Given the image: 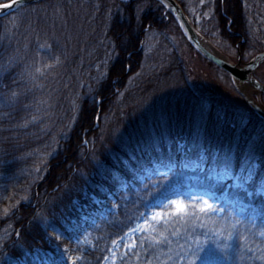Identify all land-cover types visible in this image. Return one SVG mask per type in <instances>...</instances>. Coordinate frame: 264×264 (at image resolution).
<instances>
[{"label":"trees","instance_id":"obj_1","mask_svg":"<svg viewBox=\"0 0 264 264\" xmlns=\"http://www.w3.org/2000/svg\"><path fill=\"white\" fill-rule=\"evenodd\" d=\"M88 1L97 11V26L79 27L82 33L78 34L90 31L98 35L105 31L108 41L100 46L109 51L97 68L90 54L85 57L76 54L80 46H71L67 31L61 29L52 35L54 39L48 38L51 42L47 44L63 53L68 47L67 55L70 50L75 55L66 58L58 70L35 73L36 67L52 61L47 49L40 50L38 45L46 44L42 29L56 16L45 12L46 9L40 13L37 7L29 5L0 17V97L13 91L20 93L15 104L0 103V235L4 230L9 234L0 243V264H17L28 250L50 248L47 233L53 228H46V224L61 229L66 237L63 241L72 238L65 217L80 220L76 199L88 201L93 194L107 200L111 195L118 204L107 219L95 224L96 244L82 253L84 264H101L111 241L122 236L141 213L157 206L163 188L176 181L182 188L207 186L206 174L220 170L218 163L225 153L239 171L254 148L252 159L257 167L249 189L264 180V119L249 107L192 86L186 57L177 50L167 52L168 58L162 62L155 59L162 68L160 71L132 81L151 62L142 46L149 32L163 33L173 26L181 28L163 2L109 0L111 5H106L102 0L98 7L96 1ZM180 1L187 9L188 2ZM197 1L194 0L195 4H199ZM205 3L204 13H211L207 35L214 42L217 36L239 50L242 58L249 59L257 49L252 28L260 34L257 35L260 44L264 42V0H205ZM257 14L261 20H257ZM58 35L63 39H55ZM28 72L36 76L34 81ZM172 73L181 80L182 98L173 94L160 104L146 101V94L158 87L159 79ZM32 116L38 119L31 120ZM181 144H185L189 155L195 157L204 150L206 157L198 162L189 157L182 160ZM159 165L173 169L170 180L158 177L161 187L160 184L154 187L148 179L144 182L138 179L146 170L154 176ZM194 173L200 177L190 176ZM253 196L264 213V196L257 193ZM5 207L10 208L7 216L2 214ZM173 227L181 225L177 222L168 231ZM156 228L164 231L162 225ZM245 228L242 226L239 231ZM77 229L81 232V222ZM76 230L74 233L78 234ZM17 231L22 234L20 238L15 235ZM144 238L147 248V235ZM217 241L223 242L224 238L218 237ZM183 242L173 238L172 246ZM229 243L232 246L224 251L211 245L210 258L215 264H264L242 259L250 253L238 238ZM259 244H264V240L255 237L248 247ZM160 251L166 252L167 246L162 245L156 252L136 247L116 264H145L146 258L151 259Z\"/></svg>","mask_w":264,"mask_h":264},{"label":"rangeland","instance_id":"obj_2","mask_svg":"<svg viewBox=\"0 0 264 264\" xmlns=\"http://www.w3.org/2000/svg\"><path fill=\"white\" fill-rule=\"evenodd\" d=\"M94 1L98 3L97 6L101 5L102 3V0H94ZM185 1L186 3L188 2V7L187 9L183 7L184 11L186 9L188 13L187 14L185 11L186 15H188L189 20L193 23V25H195L198 32L202 34L203 37H206L207 39H209L214 43L213 45L219 50L220 52L219 54L221 56H224L230 59L231 61L236 62L239 58V54H240L239 50L237 51V49H235L229 43L227 44L223 42L217 36L215 37V42L217 41L218 44H216L214 40H212V36L207 35L210 34L209 16L211 13L209 11L207 12L208 15H205L204 13L205 11H203L204 9H206L204 8L206 4L205 0L203 4H201L200 0L197 1L199 2V4L197 3L195 4L194 0H185ZM103 2L104 3L106 2L107 3L106 5H111V1L109 0H104ZM95 4L96 3H94V5ZM92 5L93 4L88 0H62V1L60 0L57 2L55 0H49V1H45L44 3H38L32 6L37 7L40 13H41L40 10L46 9L45 12L48 11L50 14L56 16L54 18L55 20L51 21L49 25L48 24L45 25L44 30L42 29L41 35L43 38H46L47 40V42H45L46 44L51 42V39L48 38L54 39L52 35L58 33L61 29H63V31H67V35L69 36V39L71 41L70 45L72 46L74 44L80 46L76 49L75 51L77 52L76 54L80 53V55L83 57H85L87 54H90L92 59L91 62L94 64V68H97L100 66L102 59L106 57V55H108L107 51H109V49L102 50V48H100V46L102 47V44L108 42L105 39V34H106L105 31L104 33L98 35H95L90 31L86 33L84 32L81 35L78 34L79 32H81L79 27L89 28V27L97 26L95 25L96 23L95 16L98 17V15L96 9L91 8ZM202 6L204 9H202ZM257 6H260V2L258 3ZM91 13L93 14L91 15ZM65 17H68V21L66 20ZM257 20H261V16H258V14H257ZM178 23L181 26V28L179 27V29L173 26L171 29L168 28L166 32L155 33V34L153 33L149 35L147 40L144 42L143 48H145L146 53L148 54L147 60L148 61L151 60V62L150 63L148 62V64L144 65L142 67L140 74L136 73L132 81L140 79V77H143L146 74L147 75L151 74L156 70L160 71L162 68L161 66H159V64H157L155 59L161 60L162 62V60L168 58L166 54L167 52H171V51L175 52V50H177L181 56L186 57L187 71H188L187 73L189 74L188 79L192 86H194L198 90L208 91L210 94L218 93L219 95H222L223 98H226L227 100H231L237 105L246 106L247 102L238 92L237 85L233 77L218 65L211 64L208 61L209 59H207L201 53L202 51L197 46L195 47L191 43L188 35L185 32V29L182 28V25L179 21ZM252 29L254 31V35L257 38V49L254 51H256L255 53H258L261 50H264V42L260 44V39L257 36L260 34H258L254 28ZM78 35L80 36L78 37ZM150 36L153 38H151ZM60 37L61 35H58L57 37L55 36V39H59V40L63 39ZM162 37L164 38L163 40ZM100 42L102 43L100 44ZM190 43L192 44L193 47L190 45ZM158 47L159 50L156 51ZM167 47H169L170 50H167ZM162 49L164 50V52L162 51ZM54 50L56 51L54 52ZM47 51H48V56L53 57L52 61L48 62V64H53L56 57H59V61H60L59 64L55 65L53 68L49 70L51 72L61 68L64 65V61L66 58L68 59L69 57L75 55V52L71 50H70V54L67 55L69 51L68 47L67 49H65L66 55L62 51H58L57 49H55L53 46L51 47L50 50L47 49ZM246 60H248V58L244 56L243 61ZM255 76L259 81L264 82V62L261 63V65L259 66L257 73H255ZM145 78H148V76H145ZM43 84L46 86L47 81L45 80V83ZM157 85H158L157 88L155 86L156 89L146 94L145 96L146 101L151 102L152 100H154L153 102L160 104L165 100H169L170 99L169 97H171L173 94H177L179 98H182L180 92L183 90V85L181 83L180 78L177 77L175 73L161 77ZM254 94H256L257 96H261V99L263 100V104H264V96H262L263 94L261 95L258 92V90H254ZM45 100L49 103L47 99ZM157 107L160 108L162 107V105H158ZM204 154H205L204 151H202L197 158L198 159L203 158ZM256 167L257 165L255 164V169ZM166 170L167 168H164L163 166L159 165L156 167V173L154 176H150V170H146L144 173H140L138 175V179H140L142 182L148 179V182H150L154 187L157 186L158 184H160L161 187L162 183L158 180V177L161 176L158 175L157 173L158 171H166ZM217 171L219 170L218 169L213 170L212 172L206 174L207 186L199 185V187H190V185H188L183 190L179 181H176L174 183H171L170 187L163 188L162 193L157 197L159 198L157 204L161 206L160 210H162L165 213H168L170 211V209H168L167 207H163V205L166 204L165 198L174 199L176 194H181L182 197L187 202V197L189 193L196 196V195H202L203 194L202 190H209L210 192L214 190L215 200L219 201L221 204L223 203L224 199H233V200H238L239 203L243 205L242 208H240L238 205L236 211V217L238 219H242L245 221L243 226L257 232L264 229V213L259 203L254 201L255 197L253 195L246 197L242 192H238L237 189L229 188L228 185L231 184V181H228V183L223 187L216 186L214 182L208 179V177L210 174ZM190 176H194L198 178L200 177V174L194 173V174H190ZM204 182L202 184H204ZM249 191H253V190L249 189ZM259 195L264 196V194L257 193V196ZM89 199L90 200L88 201L80 200V199L75 200V206H76V210L80 214V220L76 218L72 220H68L69 217L66 216L65 217L66 219L65 224L67 225L66 229L73 232V237L68 238V241L65 242L63 240L66 237L63 234L62 240L59 241V243H61L62 245H67L70 249H76V248L82 249L83 250L82 253L89 248H93L96 244L97 235L94 231L95 224L99 223V221H101L103 218H107L110 215V213L115 211L117 208L116 199H113V202H111L105 199H101L97 195H93V194L89 196ZM111 199L112 198H110V200ZM93 203H96L97 206L93 205ZM153 208L156 207H150L144 213L147 214ZM139 217L136 219L132 227H134L136 223L141 222L139 220ZM249 218L254 219L255 228H253L251 224L247 223ZM79 222H81V232H79L77 229L79 226ZM149 222L151 223V221ZM157 226L158 225H154V227ZM75 230L78 234L74 233ZM59 231L62 233L61 229H59ZM84 233L90 234L86 237L87 241H89L90 243H84L85 240ZM139 235L140 233H137L134 236H129L128 239L124 240L123 242L118 240L117 242L120 245L119 248L114 247L110 243V247L106 255L110 257V259L108 261H105L104 259L101 264H116L117 261L123 257L122 253H127L133 249V248H125L124 245L131 244L133 241L137 243L136 239ZM77 239L81 240V243L79 245H77ZM55 243L57 242L53 241V245ZM53 245L50 248L42 247L40 249H42V251H46L48 253V257L55 259L57 261V264H63V262L60 261L59 252L55 250ZM113 252H115L116 255L115 261L111 260V255ZM73 254L76 253L72 251L69 252V255H73ZM17 264H35V261L32 260L31 256H28V257H23L20 260V262Z\"/></svg>","mask_w":264,"mask_h":264},{"label":"snow or ice","instance_id":"obj_3","mask_svg":"<svg viewBox=\"0 0 264 264\" xmlns=\"http://www.w3.org/2000/svg\"><path fill=\"white\" fill-rule=\"evenodd\" d=\"M163 2V0H162ZM201 4L204 0H200ZM17 5V0H6L4 3H0V10L12 8ZM208 15V13H205ZM49 44H40L38 48L40 50L51 49ZM39 55V52L37 53ZM38 63V61H37ZM59 57L55 58L53 64L45 63L42 67H36L35 73H42L44 70H50L55 65L59 64ZM31 80H35L36 76L32 72L27 73ZM257 87H260L257 82ZM20 93L15 91L11 92L6 97H0V103L7 106H11L18 101ZM38 117L32 116L31 120H36ZM27 123V121L25 122ZM254 148L250 151L248 160L245 166L237 171L228 153H225L223 159L219 161L217 172L209 175L208 179L218 187H223L231 181L228 185L229 188H235L238 192H242L246 197L252 196L256 193L264 194V182L259 183L257 187L253 188V191H249V187L252 186V182L255 179V164L253 162ZM167 167V166H166ZM184 167H188L187 164ZM196 167H200L199 164ZM173 172L172 167H167L166 171H158V175L164 178V180H170V174ZM202 195H192L189 193L187 202L181 194H176L174 199H167L166 204L163 207L170 209L168 213L163 212L160 205L151 209L147 214L141 213L138 222L134 227L128 228L127 232L123 236L118 237L111 241L112 245L119 248L118 240L123 242L128 239L129 236H134L137 233L141 234L140 242L137 245L135 241L131 244H125V248L140 247L145 252L148 249H152L156 252L162 245L167 246V251H160L154 255L151 259H147L145 264H215L214 260L210 258L211 245H215L217 249L224 251L230 248L232 245L229 243L234 238H238L243 242V246L247 248V255L242 259L259 260L264 262V244H259L254 247H248L250 241H254L255 237H259L264 240V229L260 231L249 232L247 228L243 231L239 229L244 225L245 221L236 217L237 206L243 207L238 200L224 199L221 204L215 200V191L202 190ZM11 208H15L16 205H11ZM10 208L5 207L2 211L4 216L9 214ZM147 217V218H145ZM216 219H213V218ZM151 221V223L149 222ZM177 222L181 225L180 228L173 227L171 231H168L169 227L175 225ZM255 228V222L253 218H249L247 221ZM154 225H162L164 231H160ZM211 225V227H209ZM45 227H52L53 231L48 232L49 244L53 245V241H56L53 245L55 250L60 254V261L63 264H84L85 257L82 254V249H70L67 245H62L59 241L62 240L63 234L56 229L54 225L46 224ZM7 230H4L3 235H0V243H3L8 237ZM16 237L22 236L21 232H15ZM89 233H84V243H90L86 237ZM145 235H147V248H145ZM223 237V242H218L217 238ZM173 238L176 240L183 239V244L176 243L173 247ZM19 243V241L14 242ZM81 243L80 239H77V245ZM19 247L23 248V244H19ZM72 251L76 254L69 255ZM259 253V255H257ZM127 253H122V256ZM25 257L31 256L35 264H57V261L48 257L46 251H42L40 248H36L34 251L28 250L24 253ZM137 259H139V253H136ZM105 261H108L110 257L105 256ZM115 252L111 255V260L115 261Z\"/></svg>","mask_w":264,"mask_h":264},{"label":"water","instance_id":"obj_4","mask_svg":"<svg viewBox=\"0 0 264 264\" xmlns=\"http://www.w3.org/2000/svg\"><path fill=\"white\" fill-rule=\"evenodd\" d=\"M32 1L39 0H17V5L23 2ZM164 1L168 3L169 10L176 14L183 29H185L186 34L193 42V44H195L206 57L220 65L232 75L239 91L245 96V98L251 103V105L264 116V107L256 101L251 93L252 88L264 92V83L260 82L254 76V72L257 67L262 62H264V52L258 53L247 62H242L241 60H239L237 63L231 62L227 58L221 56L218 50L213 46V44L195 29L188 16L186 15L182 5L177 0ZM12 8L0 10V14L5 13ZM257 82L259 83L260 87H257Z\"/></svg>","mask_w":264,"mask_h":264}]
</instances>
